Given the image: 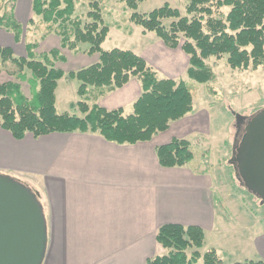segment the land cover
<instances>
[{"label": "trees", "instance_id": "obj_1", "mask_svg": "<svg viewBox=\"0 0 264 264\" xmlns=\"http://www.w3.org/2000/svg\"><path fill=\"white\" fill-rule=\"evenodd\" d=\"M141 1L125 0L133 9L130 19L145 30L155 31L168 46L181 45L190 56L187 73L191 79L200 83L214 79L215 72L206 61L213 55L227 54L233 68H257L264 64V0H187V14L168 2L140 12L137 8ZM88 2L87 16L80 17L74 15L76 0H32L34 15L46 23L43 36L56 30L59 48L39 51V39L28 38L26 54L19 55L12 46L0 44V72L6 69L22 81L28 78L32 87L28 97L20 82L0 83V123L15 138H24L27 132L39 137L55 131L78 130L98 132L119 143H134L152 139L156 133L167 130L174 120L193 111V92L184 79L159 76L131 48H103L110 26L102 12V0ZM223 7H229L226 13ZM15 9L13 3L9 11L0 13V26L11 31L19 42L25 38V24L17 19ZM29 23H34V17L26 25ZM81 42L90 44L88 52L99 53L97 60L69 71L61 68L60 63L67 60L62 49L80 50ZM64 76L80 80L78 92L82 96L94 86L91 87L94 99L123 86L134 76L140 79L142 92L131 113H126L123 106L107 108L97 102L91 106L83 99L71 103V108L80 110L82 115L58 112L56 89ZM156 153L163 166L185 165L194 157L191 140L181 136L157 145ZM157 240L166 251L149 257L146 264H196L199 259L202 264H224L215 247L203 250L206 232L199 225L162 224ZM234 264H264V259Z\"/></svg>", "mask_w": 264, "mask_h": 264}, {"label": "crops", "instance_id": "obj_2", "mask_svg": "<svg viewBox=\"0 0 264 264\" xmlns=\"http://www.w3.org/2000/svg\"><path fill=\"white\" fill-rule=\"evenodd\" d=\"M31 3L26 1L22 7L26 19ZM5 30L0 31V44L17 51L15 44L20 41ZM6 33L13 34V41L4 40L9 38ZM50 35L39 39V51L54 47L50 42L48 48L44 46ZM127 47L146 56L136 47ZM21 53L26 54V47ZM141 92V81L134 76L95 102L107 108L124 107ZM188 116L174 120L152 139L134 143L78 130L39 137L27 132L18 139L0 123V172L25 175L44 207L49 242L43 264H146L149 257L166 251L157 233L162 224L171 222L204 228L203 250L215 247L225 262L219 235L225 234L222 225L228 221L218 207L210 176L189 168L195 156L185 165L163 166L156 153L157 145L174 136L188 138L201 130L187 129L183 120ZM256 222L255 227L246 225L247 234L240 238L245 248L241 246L235 254L242 258L235 261L264 259V213ZM214 231L218 238L208 243Z\"/></svg>", "mask_w": 264, "mask_h": 264}, {"label": "rangeland", "instance_id": "obj_3", "mask_svg": "<svg viewBox=\"0 0 264 264\" xmlns=\"http://www.w3.org/2000/svg\"><path fill=\"white\" fill-rule=\"evenodd\" d=\"M26 1L30 2V0H17V2L0 0V13L9 11L12 4L15 3L16 16L20 22H27L30 17H34V23L27 25L25 23L24 25L23 36L25 35V38L23 37L18 44H15L19 55L25 48V39H43L45 38L43 35L47 31L46 23L40 16L34 15L32 8L28 10L30 14L27 19L24 18L25 13L22 7L26 6ZM165 2L179 8L183 14H187V0H143L137 10L148 12ZM101 5L105 21L110 26L109 34L102 44L103 48L136 47L146 55L142 56L159 73V76H169L177 80L184 79L192 89L194 109L183 121H186L187 129L200 128L201 130L191 132L188 136L192 140L195 156L189 168L195 173H203L205 177L210 176L208 180L212 181V189L214 186L213 190L220 201L218 207L224 209L223 218L228 221L222 225L225 234L219 235L224 248L221 252L226 259L224 264H234L235 260L242 258L240 254H235L243 246L240 238L242 234H247L244 231L246 225L248 224L251 228L250 224L253 223V227H255L256 221L264 213V203L241 184L232 163L233 145L238 137L235 114L252 115L264 107V64L257 68L251 66L233 68L228 62L227 54L222 57L213 55L206 61L213 68L215 77L210 82L200 83L191 79L187 73L190 56L182 46L170 47L155 31L145 30L143 26L133 22L130 19L133 9L127 6L125 0H102ZM89 9L88 0H76L74 15L85 17ZM228 9L229 7H223L225 13ZM0 29L5 30L1 26ZM8 37H5L4 40L13 41L12 33L8 34ZM47 39V42H44L46 48L49 47L48 42L54 47H60V36L56 30L55 32L53 30ZM89 46L88 42H81L80 50L62 49L67 60L60 63L61 68L69 71L94 62L99 53L88 52ZM28 73L30 75L29 70ZM6 80L20 82L24 93L28 97L31 96L32 87L28 78L22 81L3 69L0 72V83ZM79 84L80 80L77 77L64 76L59 80L56 89L58 112L69 111L82 115L80 110L71 108L73 101L83 99L91 106L94 104V88H91L94 86H91L86 95L82 96L78 92ZM124 108L126 113L133 112V103H125ZM7 174L10 173L7 172ZM10 175L32 186V182L28 183L29 179L27 180L25 175H21L19 178ZM225 198H228L229 202L221 203ZM219 217L223 219L222 216ZM237 229L242 232L239 233ZM248 232L250 233V230ZM215 233L214 231L209 234L208 243L218 238ZM243 248L245 247L243 246ZM196 264H202V259H199Z\"/></svg>", "mask_w": 264, "mask_h": 264}, {"label": "water", "instance_id": "obj_4", "mask_svg": "<svg viewBox=\"0 0 264 264\" xmlns=\"http://www.w3.org/2000/svg\"><path fill=\"white\" fill-rule=\"evenodd\" d=\"M244 121L232 163L241 183L264 203V107ZM49 242L44 207L26 183L0 172V264H43Z\"/></svg>", "mask_w": 264, "mask_h": 264}, {"label": "flooded vegetation", "instance_id": "obj_5", "mask_svg": "<svg viewBox=\"0 0 264 264\" xmlns=\"http://www.w3.org/2000/svg\"><path fill=\"white\" fill-rule=\"evenodd\" d=\"M237 125H238V136L240 135V133H241V131H242V127H243V125H244V121L242 120L241 121V123L239 124L238 122H237ZM238 139V137L236 138V140Z\"/></svg>", "mask_w": 264, "mask_h": 264}]
</instances>
